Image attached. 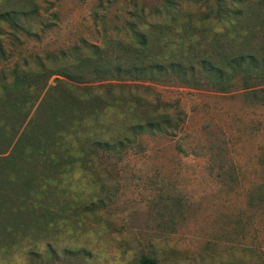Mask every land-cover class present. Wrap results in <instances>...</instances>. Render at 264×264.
I'll use <instances>...</instances> for the list:
<instances>
[{
    "label": "rangeland",
    "instance_id": "obj_1",
    "mask_svg": "<svg viewBox=\"0 0 264 264\" xmlns=\"http://www.w3.org/2000/svg\"><path fill=\"white\" fill-rule=\"evenodd\" d=\"M215 1L184 7L199 24ZM32 4L34 13L16 19L22 27L0 20V72L83 39L130 42L125 28L137 16L141 28L167 20L163 0H0V12ZM208 26L205 38L196 34L203 48L223 20L211 17ZM171 34L178 38L175 28ZM125 83L149 86V100L176 107L178 127L140 133L119 158L97 155V174H64L67 192L86 210L67 203L59 230L0 238V264H138L142 255L159 264H264V83L253 92L240 76L227 92L165 80ZM98 198L100 205L86 206ZM47 244L56 256L46 253Z\"/></svg>",
    "mask_w": 264,
    "mask_h": 264
},
{
    "label": "trees",
    "instance_id": "obj_2",
    "mask_svg": "<svg viewBox=\"0 0 264 264\" xmlns=\"http://www.w3.org/2000/svg\"><path fill=\"white\" fill-rule=\"evenodd\" d=\"M188 1L163 0L167 20L159 24L141 28V16L128 21L130 42L104 38L96 45L83 39L45 56L22 57L0 72V238L59 230L68 218L67 203L73 210L82 206L63 185L64 174H97V155L119 158L140 133L178 127L176 107L170 111L159 97L147 98L149 86L126 81H176L222 92L239 76L250 92L264 83V0L207 3L199 24L184 7ZM35 10L33 4L14 8L0 12V20L17 29L22 26L16 19ZM211 17L223 20V29L203 48L197 35L205 38ZM173 27L177 39L170 37ZM2 48L0 56H6ZM45 251L57 255L51 244ZM138 264L159 263L142 255Z\"/></svg>",
    "mask_w": 264,
    "mask_h": 264
}]
</instances>
